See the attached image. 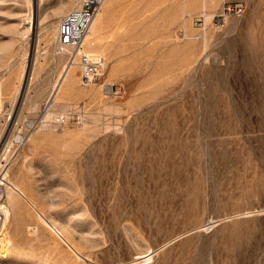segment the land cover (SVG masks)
Returning a JSON list of instances; mask_svg holds the SVG:
<instances>
[{"label": "rangeland", "instance_id": "1", "mask_svg": "<svg viewBox=\"0 0 264 264\" xmlns=\"http://www.w3.org/2000/svg\"><path fill=\"white\" fill-rule=\"evenodd\" d=\"M223 1L115 0L101 78L76 65L43 118L59 0H0V173L26 196L0 264H264V0L214 25Z\"/></svg>", "mask_w": 264, "mask_h": 264}, {"label": "built area", "instance_id": "2", "mask_svg": "<svg viewBox=\"0 0 264 264\" xmlns=\"http://www.w3.org/2000/svg\"><path fill=\"white\" fill-rule=\"evenodd\" d=\"M105 0H79V4L66 11L57 27V42L62 45H69L67 62L77 64L81 72V83L89 85L98 81L104 69V58L101 55L89 56L85 51V39L90 26L98 14ZM244 12L242 2L223 1L218 10L212 15L211 22L214 25L225 23L228 16L239 17ZM204 17L199 15L193 20L194 26L202 29ZM1 185V184H0ZM2 189L0 192V204H2Z\"/></svg>", "mask_w": 264, "mask_h": 264}, {"label": "bare ground", "instance_id": "3", "mask_svg": "<svg viewBox=\"0 0 264 264\" xmlns=\"http://www.w3.org/2000/svg\"><path fill=\"white\" fill-rule=\"evenodd\" d=\"M25 1H27V3H29L30 0H25ZM39 1L42 2V0H39ZM75 1L76 0H61V1L59 0V2H56L55 4L53 3L54 5L51 6L52 15H58V16L63 15L65 13L64 11L66 10L65 7L67 6L68 3L69 4L71 3L73 7H75L79 4V2L75 3ZM113 2H115V0H110V1L105 0L103 2L102 8H100L98 14L94 18V20L90 26V30L86 36V39H85V43H86L85 51L91 57L98 55L97 52L90 50V49L92 48V46H94V45L96 46L97 43L100 42V34L102 33V30L104 28L103 23H102L103 15H104L105 10H107V8ZM205 2L206 1H204V6H205ZM49 8H50V6H49ZM60 17H62V16H60ZM59 21L60 20L58 19L55 22H53V24H51L52 25L51 27L54 28V31H56V37H57V27H58ZM29 23H30V21H29ZM29 27L30 26H28V28ZM89 47H91V48H89ZM86 48H88L90 51L87 50ZM69 51H70L69 45H62V44H59L58 42H57V46L53 49L54 55H56L58 58L66 57V55L68 54ZM35 54H36V52H35ZM35 59H36V57H35ZM76 65L77 64H69L68 62H65L63 64V66L61 67V70L58 74V77H57L55 83L53 84V88H52L51 94L49 96V99L45 102L46 109H45V112H43L44 113L42 116L43 118H48L50 116V114L52 113V110L50 108L54 103V99H55L56 94L58 93L59 89H61V90L63 89L65 91L68 89H70V90L73 89L72 86H74L73 84L75 81L74 73H75V66ZM105 65L106 64L104 63V69H105ZM104 69H103V71H104ZM92 84H94V83H92ZM89 85H91V84H89ZM0 184L4 185V187H2V194H1L2 198H3V200L6 199L7 201L6 200L5 201L9 202V204H14L15 193H19L24 198H26L23 191L9 177L8 171L5 170V168L0 173ZM9 216H10L9 206L5 202L2 201V204H0V256H2V257H4V254H5L4 252H7L8 247L11 246V243H10L11 238L9 239V237L7 235V231L5 229L6 225L8 223V220H9Z\"/></svg>", "mask_w": 264, "mask_h": 264}]
</instances>
